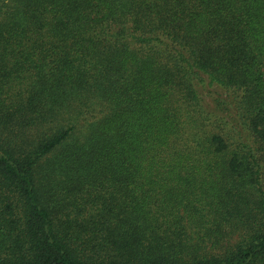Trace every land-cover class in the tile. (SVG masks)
<instances>
[{
	"label": "trees",
	"instance_id": "1",
	"mask_svg": "<svg viewBox=\"0 0 264 264\" xmlns=\"http://www.w3.org/2000/svg\"><path fill=\"white\" fill-rule=\"evenodd\" d=\"M0 264H264V0H0Z\"/></svg>",
	"mask_w": 264,
	"mask_h": 264
}]
</instances>
